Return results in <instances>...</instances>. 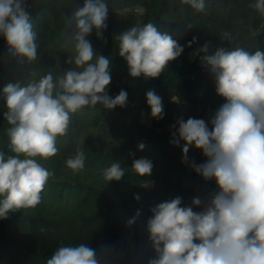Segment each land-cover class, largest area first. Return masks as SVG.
I'll use <instances>...</instances> for the list:
<instances>
[{
  "label": "clouds",
  "instance_id": "obj_1",
  "mask_svg": "<svg viewBox=\"0 0 264 264\" xmlns=\"http://www.w3.org/2000/svg\"><path fill=\"white\" fill-rule=\"evenodd\" d=\"M182 3L197 13L206 12V0ZM28 7V0H0V37L13 55L32 63L37 59L38 45ZM249 7L264 16V0H255ZM107 18L105 0H84L67 20L73 29L74 54L65 63L75 67L56 77L48 72L25 86L9 82L3 87L12 154L0 152V219L41 202L54 173L40 161L59 152L57 141L68 135L75 114L98 104L104 110L127 105L125 90L115 97L108 94L111 61L97 55L88 39L93 30L97 38H103ZM115 38L119 41L118 55L126 61L132 78L160 77L184 51L171 34L151 22L132 26ZM196 40L193 37L188 47ZM210 47L211 42L206 41L191 55L198 56L201 66L213 76L216 94L225 103L212 115L211 127L204 119H178L171 143L181 146L183 141L184 163L189 160L190 148L202 152L205 161H193L190 167L205 181L215 180L218 191L206 202L194 197L190 206H182V198L176 197L150 209L147 231L156 256L148 264H264V51L219 46L210 51ZM146 101L151 117L163 119L162 98L149 90ZM144 148L143 143L138 145V150ZM65 163L74 172L83 170L84 152L76 151ZM153 166L150 159L141 157L133 160L131 169L141 177H150ZM125 172L120 161L102 169L107 182L120 181ZM134 198L140 199L138 195ZM108 261L105 249L98 251L81 243L59 246L46 264Z\"/></svg>",
  "mask_w": 264,
  "mask_h": 264
},
{
  "label": "trees",
  "instance_id": "obj_2",
  "mask_svg": "<svg viewBox=\"0 0 264 264\" xmlns=\"http://www.w3.org/2000/svg\"><path fill=\"white\" fill-rule=\"evenodd\" d=\"M254 2L206 0V12L197 13L182 0H105L108 18L103 38H97L93 30L88 39L97 55L111 61L108 94L115 97L123 89L128 103L113 110L98 104L74 115L68 135L57 141L59 152L40 161L54 173L41 202L0 219V264H46L59 246L81 243L98 251L105 249L108 264H148L156 256L147 231L150 209L176 197L182 198V206H190L194 197L206 202L218 191L215 180L205 181L190 167L193 161H205L202 152L190 148L189 160L184 163L183 141L181 146L171 143L178 119H204L211 127L212 115L225 103L216 94L213 76L201 66L199 57L191 54L206 41L211 42L210 51L218 46L264 51V16L249 7ZM28 4L37 32L36 61L28 63L13 55L0 37V152L5 155L12 153L3 87L9 82L25 86L48 72L56 77L75 67L65 63L74 54L73 29L67 20L84 0H28ZM149 22L171 34L184 51L160 77L132 78L126 61L118 55L115 36ZM193 37L197 40L188 47ZM149 90L162 98L164 106L163 119L152 118L150 126L141 121V105H147ZM140 143L145 145L142 151L138 150ZM76 151L85 154V167L78 172L65 163ZM141 157L153 162L150 177H141L131 169L133 160ZM114 161L126 169L125 176L107 182L102 169ZM133 217L135 222L129 225Z\"/></svg>",
  "mask_w": 264,
  "mask_h": 264
},
{
  "label": "rangeland",
  "instance_id": "obj_3",
  "mask_svg": "<svg viewBox=\"0 0 264 264\" xmlns=\"http://www.w3.org/2000/svg\"><path fill=\"white\" fill-rule=\"evenodd\" d=\"M144 107V112L141 115V121L146 125H152V117H151V111L148 105H141Z\"/></svg>",
  "mask_w": 264,
  "mask_h": 264
}]
</instances>
